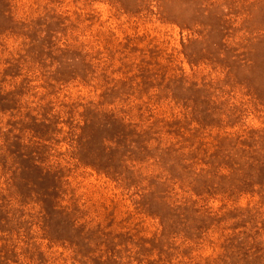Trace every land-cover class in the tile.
Returning a JSON list of instances; mask_svg holds the SVG:
<instances>
[{
  "label": "rangeland",
  "instance_id": "374dc122",
  "mask_svg": "<svg viewBox=\"0 0 264 264\" xmlns=\"http://www.w3.org/2000/svg\"><path fill=\"white\" fill-rule=\"evenodd\" d=\"M0 264H264V0H0Z\"/></svg>",
  "mask_w": 264,
  "mask_h": 264
}]
</instances>
